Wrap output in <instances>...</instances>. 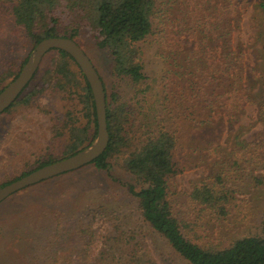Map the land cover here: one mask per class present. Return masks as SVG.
I'll return each instance as SVG.
<instances>
[{
	"label": "rangeland",
	"instance_id": "rangeland-1",
	"mask_svg": "<svg viewBox=\"0 0 264 264\" xmlns=\"http://www.w3.org/2000/svg\"><path fill=\"white\" fill-rule=\"evenodd\" d=\"M156 1L158 17L153 35L144 43L143 61L145 73L150 82L155 80L156 89L162 91L161 79L168 76L171 89L175 90L172 97L180 101V108L175 111L181 136L176 153L178 173L170 182L176 209L186 213L193 187L221 172L224 161L213 150L220 151L225 145L235 147V135L247 141L244 156L248 164L243 166L242 162L243 167L228 181L234 188L233 195L240 200L238 205L232 207L226 221L203 223L202 232L208 242L228 246L260 232L264 218V189L247 184L248 179L264 176V116L259 114L264 99V15L259 0ZM17 2L0 0V91L19 73L35 48L26 28L16 22L13 7ZM230 3L234 6L232 15L223 17L222 8ZM53 15L59 16L60 12ZM238 18L240 27L229 37L222 35L225 23L236 27ZM229 31L230 27L225 29ZM96 37V31L88 28L76 41L102 76L108 92L111 94L117 84L121 94L131 101L134 91L129 81L117 80L113 75V59L97 46ZM223 47L232 49L226 53L240 55L234 57L239 59L244 74L242 90L248 96L245 110L232 115L215 105L212 112L205 104L206 99L215 104L219 94L213 83L211 87L205 84V79L210 71L213 73L227 62L223 59L220 63ZM54 57V52L44 57L26 91L0 115V188L34 171L44 161L64 159L73 125L88 126L89 133L94 132L84 89L73 92L38 88L44 86L47 70L54 68ZM200 87H205L210 96ZM191 106L194 120L201 122L204 118L205 124L180 118ZM144 117L143 109L134 130L136 141H143L146 136L141 125ZM134 146L135 143L119 158L111 159V166L105 171L88 165L24 189L4 201L0 205V264H36L32 259L49 236L62 234L65 228L88 226L96 231L93 258L103 257L110 233L118 229L141 240L155 264H187L165 239L146 226L138 200L130 192V186H135L136 193L141 189L123 167L124 158ZM44 254L43 251L39 255L41 264H60L58 258L45 261ZM120 255L117 253V257ZM87 259L89 262L90 257Z\"/></svg>",
	"mask_w": 264,
	"mask_h": 264
},
{
	"label": "trees",
	"instance_id": "trees-1",
	"mask_svg": "<svg viewBox=\"0 0 264 264\" xmlns=\"http://www.w3.org/2000/svg\"><path fill=\"white\" fill-rule=\"evenodd\" d=\"M258 6L264 15V0H259ZM222 9L221 15L224 17L232 15L234 6L230 3ZM53 12H60V15H53ZM157 13L156 0H18L13 7L17 24L26 28L34 47L46 38L69 37L76 41L84 29L96 31L97 46L113 59V75L117 80L129 81L134 91L131 101L121 94L117 84L110 94L100 75L107 96L110 142L105 153L90 165L105 171L110 168L111 159L119 158L124 150L132 149L135 143L133 151L124 158L123 167L141 186L138 193L135 186H130V192L135 194L138 209L150 231L165 239L187 264H264V218L260 232L237 239L228 246L212 245L202 232L206 220L226 221L232 207L240 201L233 195L234 188L228 185V181L244 164H248L244 156L247 141L242 136L235 135V147L225 145L220 151H212L223 159L222 170L193 187L188 196L186 213L177 210L171 199L170 182L178 173L176 153L181 136L176 122L179 115L175 111L180 108V101L172 97L175 90L171 89L168 76L161 79L162 91L156 89L155 80L150 82L145 73L143 61L144 43L154 33ZM240 22L238 18L236 27L232 23H225L227 26L222 27V35L228 34L229 37L240 27ZM229 27L230 31L225 32ZM226 50L232 49L223 47L220 63L223 59H227V62L213 73L210 71L205 79V84L211 87L213 83L219 94L215 104L210 99H206L205 104L212 112L216 106L232 115L245 110L248 96L242 90L243 71L238 65V58L234 57L235 54L237 57L240 55L232 51L226 53ZM51 52L56 54L53 58L54 68L47 70L44 86L38 88L41 91L63 88L73 92L84 89L86 110L94 126L92 135L88 126L73 125L69 129L66 159L94 141L97 134L96 110L89 84L75 61L64 51ZM19 73L14 75L12 81ZM204 88L200 87L207 94ZM132 101L135 105L131 104ZM193 107L185 108L180 118L185 117L193 124H205L207 121L204 118L201 122L194 120ZM259 108V114L264 116V99ZM143 109L145 117L141 125L146 136H143V141H136L134 130L137 121H141L138 117ZM60 160L44 161L35 170ZM247 184L254 189H264V176L248 179ZM95 233L90 226L65 228L64 233L47 238L32 262L41 264L39 255L44 251L45 261L58 258L60 264H155L141 240L130 236V232H119L118 229L110 233L105 245L108 250L103 252V257L93 258ZM117 253L121 255L117 257ZM87 257H90L89 262ZM43 264H48V261Z\"/></svg>",
	"mask_w": 264,
	"mask_h": 264
},
{
	"label": "water",
	"instance_id": "water-1",
	"mask_svg": "<svg viewBox=\"0 0 264 264\" xmlns=\"http://www.w3.org/2000/svg\"><path fill=\"white\" fill-rule=\"evenodd\" d=\"M53 50L66 52L78 65L86 78L95 103L97 136L86 149L66 159L43 166L28 175L0 188V205L14 194L49 179L82 169L108 148L110 134L107 121V96L101 76L83 48L69 37H50L34 48L19 75L0 92V115L19 99L37 74L44 57Z\"/></svg>",
	"mask_w": 264,
	"mask_h": 264
}]
</instances>
